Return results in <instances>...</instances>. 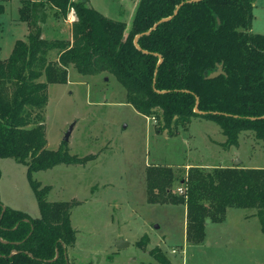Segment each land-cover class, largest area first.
<instances>
[{"label":"trees","instance_id":"trees-1","mask_svg":"<svg viewBox=\"0 0 264 264\" xmlns=\"http://www.w3.org/2000/svg\"><path fill=\"white\" fill-rule=\"evenodd\" d=\"M254 4L255 0H139L128 30L126 23L105 17L87 0L21 1L19 22L27 26V38L17 40L9 57L0 59V159L27 167L40 217L4 207L0 200V264H68L65 254L75 245L72 205L48 202L50 187L33 179L36 172L78 162L70 158L65 142L56 151L46 148L41 114L48 87L65 84L70 67L83 76L114 75L126 90L127 104L143 116L159 119L158 133L176 136V127L202 118L220 127L225 149L237 146L246 132L264 142V35L251 32ZM47 8L62 18L74 11L70 41L42 38L38 23ZM53 50L57 59L50 61ZM218 64L225 75L207 79ZM177 170L147 167V203L184 205L188 244H201L205 221L223 222L228 208L256 210L264 233L263 169L231 166L206 172L196 167L185 176H178L182 171ZM177 181L180 195L172 191ZM137 246L142 247L141 241Z\"/></svg>","mask_w":264,"mask_h":264},{"label":"rangeland","instance_id":"rangeland-1","mask_svg":"<svg viewBox=\"0 0 264 264\" xmlns=\"http://www.w3.org/2000/svg\"><path fill=\"white\" fill-rule=\"evenodd\" d=\"M21 1L0 0L4 6L0 59L8 58L15 42L28 33L18 19ZM107 1L111 7L105 6L104 12L110 9L112 20L132 19L133 0ZM70 13L62 18L52 8L45 9L38 23L42 38L70 41ZM253 16L251 32L264 35V0H255ZM48 59L55 61L57 51L49 52ZM47 93L48 103L41 113L46 148L58 150L73 124L65 148L79 163L36 172L33 179L41 187H50L48 202L72 205L70 222L76 241L66 253L68 264H264V233L256 210L227 209L223 223L209 222L205 240L190 245L185 240V206L147 203L145 181L151 165L178 169L182 171L178 176L186 175V165L206 172L231 166L264 170V142L246 132L237 146L225 149L220 127L202 118L176 127V136L158 133L159 119L147 120L127 104L126 90L107 72L83 76L70 67L67 82L50 85ZM0 172L3 206L40 217L27 167L0 159ZM179 187L174 182L175 195H180ZM119 240L128 245L118 249ZM140 241L142 247L137 246Z\"/></svg>","mask_w":264,"mask_h":264},{"label":"water","instance_id":"water-1","mask_svg":"<svg viewBox=\"0 0 264 264\" xmlns=\"http://www.w3.org/2000/svg\"><path fill=\"white\" fill-rule=\"evenodd\" d=\"M82 1H85V0H82ZM182 5H183V4H181L180 6H182ZM180 6L176 8V10L174 11V15L177 14V12H178ZM169 19H170V18L160 20L158 23H156V24L153 26L152 30L155 29V28L157 27V25L160 24L161 22H165V21H167V20H169ZM140 36H141V35H137V36L135 37V39H134V45H135L137 48H138V46H137V41H138V38H139ZM158 58L160 59V61L162 60L160 56H158ZM220 75H225V73H224V71H223V66H222V64H218L217 67H216V70L213 71V72H211L206 78H207V79H213V78H216V77H218V76H220ZM194 111H195L196 113H198V101H197V103H196V106H195ZM73 128H74V125L72 124V125L69 127L68 131L65 133L64 138H63V142H68V141H69V138H70V135H71V133H72V131H73ZM239 163H240V162L237 161L236 165H238ZM4 210H5V208L3 207V211H2V212H4ZM209 222H210L209 220H206V221H205L206 224H208ZM115 245H116V247H117L118 249H120V248H122L124 245H128V244L125 243L123 240H119V241H116ZM57 257H58V253L56 254L55 259H56ZM65 259L67 260V254H65Z\"/></svg>","mask_w":264,"mask_h":264},{"label":"crops","instance_id":"crops-1","mask_svg":"<svg viewBox=\"0 0 264 264\" xmlns=\"http://www.w3.org/2000/svg\"><path fill=\"white\" fill-rule=\"evenodd\" d=\"M88 1V4L90 5V6H92V7H94V8H96V9H98L101 13H103V15L105 16V17H109V19H111L110 17H112V18H114L115 16H112V14H111V12H110V9H108L107 10V12L105 11L104 12V7L105 6H107V7H111L110 5H106L107 3H109L107 0H104V2H102L101 0H87ZM134 1V6H135V8L133 7V10H134V12H133V17H132V19L131 20H129L128 22H124V23H126V25H127V29L129 30L130 28H131V25H132V21H133V18H134V15H135V12H136V9H137V6H138V3H139V0H133ZM112 2H115L114 0H112ZM105 13V14H104ZM70 16H71V19H69V24H72V22L73 21H75L76 20V17H75V13H74V11L73 10H71V13H70ZM107 17V18H108ZM18 19H19V16H18ZM115 19V18H114ZM112 20V19H111ZM115 21H118V20H115ZM123 22V21H122ZM21 23V22H20ZM22 24V23H21ZM68 24V23H67ZM251 28H252V26H251ZM26 30V29H25ZM27 31V30H26ZM27 35H28V33L26 32V38H27ZM25 38V39H26ZM24 39V40H25ZM71 39V38H70ZM1 60H3V59H1ZM143 116V115H142ZM145 119H147L148 120V118L146 117V116H143ZM191 166H189V165H186L185 166V168L188 170L189 168H190ZM205 168V167H204ZM229 209V208H228ZM235 209H238V208H235ZM221 223H223V222H221ZM206 238V237H205ZM185 240H186V234H185Z\"/></svg>","mask_w":264,"mask_h":264},{"label":"built area","instance_id":"built-area-1","mask_svg":"<svg viewBox=\"0 0 264 264\" xmlns=\"http://www.w3.org/2000/svg\"><path fill=\"white\" fill-rule=\"evenodd\" d=\"M178 192L182 193L183 192L182 188H179ZM172 252L174 253L175 251L173 250Z\"/></svg>","mask_w":264,"mask_h":264}]
</instances>
